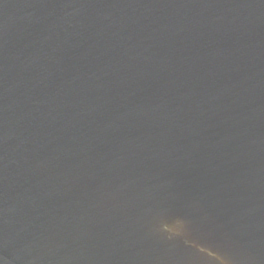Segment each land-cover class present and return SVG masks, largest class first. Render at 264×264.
<instances>
[{
	"label": "water",
	"instance_id": "obj_1",
	"mask_svg": "<svg viewBox=\"0 0 264 264\" xmlns=\"http://www.w3.org/2000/svg\"><path fill=\"white\" fill-rule=\"evenodd\" d=\"M0 264H264V0H0Z\"/></svg>",
	"mask_w": 264,
	"mask_h": 264
}]
</instances>
